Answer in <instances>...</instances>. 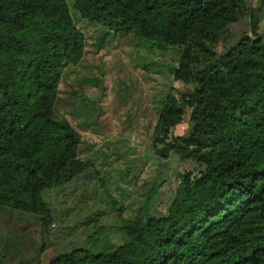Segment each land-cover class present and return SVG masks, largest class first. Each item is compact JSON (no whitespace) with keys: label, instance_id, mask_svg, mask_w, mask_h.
<instances>
[{"label":"trees","instance_id":"1","mask_svg":"<svg viewBox=\"0 0 264 264\" xmlns=\"http://www.w3.org/2000/svg\"><path fill=\"white\" fill-rule=\"evenodd\" d=\"M253 9L248 0H0V209L49 226L56 208L41 189L79 161L81 134L56 111L62 68L79 61L86 42L74 12L149 47L185 43L178 77L191 83L195 139L206 146L155 137L156 154L197 165L181 175L166 212L148 207L116 229L119 238L92 229L90 243H62L46 264H264V31ZM232 27L234 40L217 51ZM193 36L209 43L191 55ZM80 104L71 111L89 126ZM179 118L161 108L157 128ZM14 234L9 226L0 241V264H19L5 249L20 248Z\"/></svg>","mask_w":264,"mask_h":264},{"label":"rangeland","instance_id":"2","mask_svg":"<svg viewBox=\"0 0 264 264\" xmlns=\"http://www.w3.org/2000/svg\"><path fill=\"white\" fill-rule=\"evenodd\" d=\"M248 2L258 19L257 31H264V6L259 7V0ZM74 16L86 42L79 61L62 68L56 111L81 134L79 161L70 163L73 173L60 178L57 186L41 189L56 208L49 226L42 228L35 215L15 216L0 209V241L9 226L15 230L13 237L20 248L15 250L7 242L5 249L8 258L19 264H46L54 250L68 241L90 243L92 229L105 227L119 238L116 229L142 220L148 207L165 213L181 175L195 172L197 165L178 153L156 154L155 137L160 144L177 136L206 148L195 139L200 133L188 104L191 83L178 77L184 67L185 43L149 47L141 36L105 33L104 25L80 18L76 12ZM238 27H232L214 48L220 51L232 42ZM188 41L191 55L201 51L202 42L209 43L196 36ZM76 104L87 107L93 119L89 126L72 113ZM161 108L179 111V120L157 128Z\"/></svg>","mask_w":264,"mask_h":264}]
</instances>
